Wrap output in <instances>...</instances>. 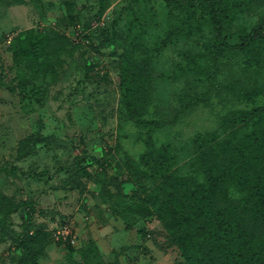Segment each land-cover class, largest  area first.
I'll return each mask as SVG.
<instances>
[{
  "label": "rangeland",
  "instance_id": "374dc122",
  "mask_svg": "<svg viewBox=\"0 0 264 264\" xmlns=\"http://www.w3.org/2000/svg\"><path fill=\"white\" fill-rule=\"evenodd\" d=\"M226 1L245 7L234 39L264 15V0ZM210 29L202 6L171 0H0V264L184 261L158 213L174 172L145 158L166 138L145 142L137 123L188 104L172 70ZM219 66L218 82L264 85V47ZM196 100L167 137L175 152V138L227 133L224 119L258 106Z\"/></svg>",
  "mask_w": 264,
  "mask_h": 264
},
{
  "label": "trees",
  "instance_id": "16d2710c",
  "mask_svg": "<svg viewBox=\"0 0 264 264\" xmlns=\"http://www.w3.org/2000/svg\"><path fill=\"white\" fill-rule=\"evenodd\" d=\"M171 1L179 8L202 6L211 29L203 34L207 39L203 52L198 51V43H192L194 55L175 63L172 70L174 80L186 87L182 95L188 104L173 117L137 123L147 127L148 134L139 132L145 142L154 136L152 133L166 138L155 156L145 158L159 162L161 172L170 166L174 172L162 180L166 190L161 187V192L170 191L165 200L170 210H160L159 217L171 229L169 239L181 251V264H264V85L248 87L233 80L217 81L219 61L225 51L249 55L264 47V15L247 34L234 39L228 28L244 22L245 7L226 0ZM189 19L178 29L194 21ZM196 87L200 90L194 97L190 91ZM214 97L220 102L233 98L244 104L256 102L258 106L232 114L228 122L224 119L222 127L228 128V132L223 129L227 133H201L191 140L175 138V152L167 137H172L184 110L196 99L210 106ZM182 157L186 159L176 164Z\"/></svg>",
  "mask_w": 264,
  "mask_h": 264
}]
</instances>
